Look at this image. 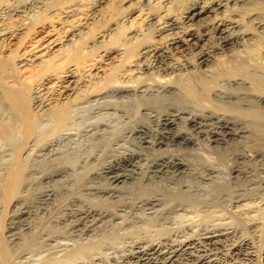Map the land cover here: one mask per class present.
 Here are the masks:
<instances>
[{
	"label": "bare ground",
	"instance_id": "6f19581e",
	"mask_svg": "<svg viewBox=\"0 0 264 264\" xmlns=\"http://www.w3.org/2000/svg\"><path fill=\"white\" fill-rule=\"evenodd\" d=\"M0 154V264L82 239L44 264H88L129 227L139 262L193 264L181 224L263 208L246 201L264 184V0H0Z\"/></svg>",
	"mask_w": 264,
	"mask_h": 264
},
{
	"label": "rangeland",
	"instance_id": "374dc122",
	"mask_svg": "<svg viewBox=\"0 0 264 264\" xmlns=\"http://www.w3.org/2000/svg\"><path fill=\"white\" fill-rule=\"evenodd\" d=\"M153 91L152 90L151 91L150 90L147 91L148 93L146 92L145 96L143 97L144 100H148L149 98H150V100L155 99L154 96L153 97L151 96V93H153L152 95H155V90H153ZM149 93H150V95H149ZM128 94L127 95H126V93H124L123 95L122 94H110L111 97L107 96V98L106 97L105 98H106V100L109 99V100H112V101H116L117 100L119 102H121V101L122 102H130V99H131V101L134 100L133 97H135V98L138 97V96L133 95V94H129L130 96L128 97ZM131 95H133V96H131ZM105 98L103 100H105ZM108 111H111V112H108ZM108 111H106V113L103 111L104 113L101 112L100 114H102V116H104L106 119L109 118L108 120H110V123L113 122L112 120H114V122L117 123L118 118H121V120H126L125 119L126 116L123 113L116 112V111H115L116 112L115 113V112H113L114 110L113 111L112 110H108ZM104 114H106V115H104ZM114 114H116V115H114ZM98 115L99 114H93L92 120L94 118H96V116L98 117ZM112 115H114V116H112ZM117 115L120 116V117H118ZM121 115H122V117H121ZM115 123H113V124H115ZM200 139H202V138H200ZM63 145H65V146H63ZM63 145H59L60 147L57 146V149L55 151L53 150L54 152L52 151V153L49 151L50 152L49 154H48V152H46L47 154L44 153V152H42L41 154H38V159L35 162L36 163H37V161L39 162V160H41L42 158L53 157V156L55 157L56 155L62 153L64 150H67V148L68 149L74 148L76 146V143L71 141L69 143L67 142L66 144L64 143ZM58 149H59V151H57ZM44 154H45V156H44ZM9 159H10V157H8V155L4 156V155L0 154V173L2 172L0 174V182H1L0 183V188L2 186H4V183H5L4 181L6 180V178L4 176H6L7 171H6V169H4V166L6 168H8V166H9L8 162H10ZM258 171H260L261 174L263 173L261 170H258ZM262 175H264V173ZM2 178H3V181H2ZM262 184L263 183L259 182V183H255L253 185H248L247 188L250 191V192L247 191V193L249 195V198H248L249 201L248 200L246 201L249 204V206H253L255 208H257L258 205L259 206L262 205L263 208L261 210L257 209V211H254V212L249 213L247 215L245 214V215L237 216L234 213H229V211H226L227 210L226 208L224 209L223 207L222 208L218 207V209L216 208V210H214V211L211 210L212 213H213L212 215L214 217H217V219H215L216 223L214 221H212V222H210V224H213V222H214V224H217V225L220 224V227H216V228H215L214 225H212L213 226V228H212V226L206 224V223H209L208 222L209 219L206 218V216H205L206 214L205 213L208 214V212H211V211H204V213H202L203 212L202 211L200 213L201 217L204 218V216H205L203 222L199 221V220L198 221H193V222H191L192 224H190V228H189V225L185 226L186 224H181V223H183V222H181L180 224L183 225L182 228H184L182 230V234L184 233V231L186 233H184L185 235L184 234L183 235L180 234V236H177L178 238H174L173 239L174 241H175V239L177 241L178 240H182L185 237L190 236L191 234L194 235V237H196V239L199 240L201 237H204V235L208 234V232H210V231H214L212 234L215 235L216 238H215V243H213L212 245H206V244L202 243L201 240H199L200 243H198V240H197L195 242L196 244L193 245L194 248L192 247L189 250V251L193 252L192 256L191 257H186V255H184V256H181L180 260L181 261L185 260L184 262L193 263V264H264V210H263L264 209V206H263L264 204H261V203L264 202V184L263 185ZM252 193H254V194H252ZM254 195H256V196H254ZM261 196L263 198H261ZM234 210H235V208H234ZM179 215H180V218H182V219H183V217H184V219L188 218V217H185L186 215L182 216L181 213ZM191 215L194 216L195 214L188 213L189 217ZM218 215H220V216H218ZM197 217H198V219H201L200 216H197ZM240 217H241V219H240ZM196 218L194 220H196ZM205 219L208 220L206 223L204 222V221H206ZM225 224H228V225H225ZM221 225H223V226H221ZM132 229L133 228H130V227L127 228V229H122V230H120L118 232V235H117V233L114 234L117 237H113L114 236L113 234L110 235V236L108 235V237L107 236L105 237L107 239H104V241H103L104 237H102V238L98 237L97 238V235H96V237H94V240H93L94 242H92V243L95 244V242H96V244L97 243L102 244L101 245L102 249H101L99 255L96 254L97 256L95 255L94 260L89 262V263H91V264H101V263H104V264H107V263L108 264H129L131 262L130 264H144L145 262L141 263L136 258V256L138 255V254H136V252L138 251V247L136 245H138V243H141L139 245L142 246V244H143V246L146 247L145 246L146 245L145 240H141L142 237H144L143 239H145L146 235H144L142 233V234H135V235H137V236H135L132 233ZM154 229H151V231H150V233L154 232L153 233L154 235L152 234V236H155V230ZM124 231H126V232H124ZM121 232H122V234L124 232V234L126 236L124 234L122 235ZM99 233H100V231L97 234H99ZM78 235H79V233H76L73 236V238L75 237L74 239H77L79 237ZM139 235H140V238H139ZM208 235H211V234H208ZM128 236H129V238H128ZM110 237H111V241L109 240ZM83 238H86V235H84ZM89 238H90V236H89ZM95 239H97V240H95ZM80 241H81L80 244L83 245V247H79L81 249L84 248V247L86 248V247H88V245L91 244V242H89V241L87 242V240L85 241V239H82ZM83 241H85V242L83 243ZM108 242H110V244H108ZM144 242H145V244H144ZM245 242H246V244H244ZM88 243H90V244H88ZM172 243H174V242H172ZM84 244H86V246ZM40 246H41V244L38 247H40ZM239 246H243V250H242V253L237 254L238 250H236V247H239ZM38 247H37V251L35 250V253H34V254H36V253L37 254L34 255L33 257L38 256L40 259L38 260L37 259L38 257H35L34 260L31 259V261H32L31 264H39V263L42 264V262L44 264V262L45 263L48 262V261L51 262V260H53L52 262H54L55 259H59L61 257L65 258L67 256L70 257V256L74 255L76 253V251L79 252V248H77V249H75L73 251L72 250L71 251H64L63 250V251H59L58 252L59 254L56 253V255H55L56 257H54V256H52V255H54V254H52V252H51V254H48L49 251L48 252H45V250L42 251L46 247H43V246H41L40 248H38ZM38 249H40V250H38ZM106 254L108 256L109 255L110 256L108 257ZM100 255H101V257H99ZM133 255H136V256L133 257ZM47 256H49V257H47ZM100 258L102 259L101 261L99 260ZM106 258H108L107 259L108 262L106 261ZM35 259H37L36 261H39V262L35 263L36 262ZM202 259H203V262H201ZM40 260H42V261H40ZM134 260H135V262H134ZM204 260H206V261L208 260V261L204 262ZM94 261H96V263ZM145 264H147V263H145ZM149 264H151V263H149Z\"/></svg>",
	"mask_w": 264,
	"mask_h": 264
}]
</instances>
